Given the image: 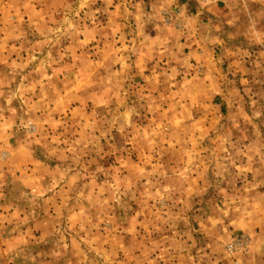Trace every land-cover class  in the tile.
I'll use <instances>...</instances> for the list:
<instances>
[{"label": "rangeland", "instance_id": "obj_1", "mask_svg": "<svg viewBox=\"0 0 264 264\" xmlns=\"http://www.w3.org/2000/svg\"><path fill=\"white\" fill-rule=\"evenodd\" d=\"M238 2L229 3V10L235 13L228 11L222 35L229 44L264 40V0ZM122 3L0 0V26H5L7 36H12L10 40L14 39V32L8 33L11 25H33L36 40L21 50L34 53L40 61L36 86L43 81L51 92H68L67 110L60 116L54 109L59 97L52 93L44 95L51 104L49 117L47 110L34 118L20 111L18 137L33 141L37 155L62 167L66 182L75 185L77 198L83 201L79 208L81 229L97 237L84 241V264H139L140 260L144 264H190L187 255L203 264L208 252L200 246L198 228L203 223L198 221L235 218L242 209L236 191L241 183L258 182L264 186V63L253 62L261 55L254 52L264 55L263 48L259 44L253 50L233 45L228 47V53L213 48L214 60L221 59L210 66L216 81L210 73L203 80H185L182 90L189 92L175 95L167 92L172 80H162L163 90L158 94L154 92L158 84L153 78L134 82L123 69L136 55L135 46H114L113 52L121 60L126 58V64L120 65L103 53L108 48L103 40L97 38L80 45L82 33L90 27L102 28L103 37L108 35L112 6ZM197 4L183 0L162 14V23L179 27L182 8ZM237 7L246 16L238 14ZM39 9H44L45 14ZM170 14L172 21L166 24L164 17ZM44 25L50 29L41 30ZM13 30L20 31L14 26ZM17 36L31 40L28 31ZM240 51L246 55L241 59ZM241 73L245 76L242 80L237 77ZM246 74L259 78H247ZM8 77L4 83L12 86L16 80L11 74ZM217 82L222 84L223 93L217 92ZM9 97L10 106L19 101L18 96ZM9 112H4L8 125L9 118L15 116L12 109ZM178 136H194L195 141L179 143ZM225 136L230 139L225 141ZM237 137L248 140L241 142ZM248 156L258 167L257 174L240 170ZM190 197L199 204L187 202ZM214 229L210 224V230ZM123 234L132 250L142 247L135 238H144L148 247L159 246L164 253L159 255L157 251L140 259L138 255L128 256L118 238ZM244 249L239 239L223 243L217 251L232 256ZM110 250L114 255L107 253Z\"/></svg>", "mask_w": 264, "mask_h": 264}, {"label": "crops", "instance_id": "obj_2", "mask_svg": "<svg viewBox=\"0 0 264 264\" xmlns=\"http://www.w3.org/2000/svg\"><path fill=\"white\" fill-rule=\"evenodd\" d=\"M105 1L115 3V0ZM121 1L122 4L112 6L113 10L109 17L111 24L108 23L107 27L110 30L109 34L103 37L105 30L90 27L82 33L83 38L79 39L80 45H87L97 38L103 40V44L106 42L108 47L103 53L120 65L121 62L125 63L126 58L121 60L120 55L113 52L114 46L117 44L135 46L136 55L129 64L125 63L123 69L134 82L145 77L153 78L158 84L154 92L158 94L163 90L162 80H172L173 83L167 92L175 95L189 92L188 89L182 90L185 80L190 81L195 78L203 80L205 75L210 73L211 79L216 81L218 78L212 75L210 66L216 65L221 59L214 60L213 48L228 53V47L233 45L239 48L240 45L242 48L251 47L253 50V47L259 44L264 52V40L229 44L226 36L222 35L226 29L224 23L230 16L228 11H232L231 14L235 13L233 9L229 10L232 4L198 3L187 9L182 8L178 17L179 27H172L164 25L161 16L171 8L181 5L183 0ZM235 2L238 1L230 3ZM235 9L238 14L245 15L240 8ZM32 11L38 13L35 9ZM38 11L45 14L44 9ZM13 26L20 31H14ZM11 27L12 31L8 33L14 32L13 40H10L12 36H7L5 26H0V264H84V241L97 237L93 233H83L81 229L83 221L79 208L83 206V201L77 198L75 185L66 182V174L62 167L53 166L38 156L32 146L33 141L18 137L20 130H16L20 122L19 117L22 115L20 111H26L27 116L34 118L40 111L47 110L49 117L51 104L49 97L45 98L44 95L49 96L51 93L58 95V104L54 109L57 116L65 114L68 92L66 89L51 92L43 81L40 82V86L37 84L39 87L36 86L34 80L41 66L40 61L34 53L31 54L29 51L23 53L21 50L36 40L33 38L35 37L33 25H11ZM48 29L50 26L47 25L41 28V30ZM22 31H28L31 40L27 36L18 37L17 34ZM119 32H122L123 36H119ZM107 36L110 40L105 39L108 38ZM240 52L239 59L246 56L243 54L244 51ZM254 53L261 54L254 57V64L264 63V55L261 52ZM9 74L16 80L12 86L4 83L9 79ZM46 74L48 76L47 71ZM199 75L203 78L201 79ZM246 75L247 78H259ZM237 77L241 80L245 78L244 73ZM177 78L180 80L175 82ZM216 85L217 92L223 93L220 89L222 84L217 82ZM71 92L73 91L69 93ZM9 96L14 98L18 96L19 101L10 106ZM10 109L15 112V116L9 118L10 125H8V121H5L8 117L4 112L8 113ZM11 125L15 128H9ZM194 138V136L177 137L179 143H189L195 141ZM229 139L230 137H224L225 141ZM236 140L246 142L248 138L237 137ZM250 160L251 157L248 156L245 163L242 161L240 170L252 175L257 174L258 167ZM236 191L239 192L237 199L242 209L235 218L226 220L218 217L209 222L198 221L203 223V225L199 224L201 228H198L202 240L200 246L203 247L204 252H208V258L203 264H264V186L258 182L246 185L242 182ZM192 199L190 197L187 202L195 203V199ZM211 201L212 199L210 204ZM191 206L195 207V205ZM207 218L209 219V217L205 219ZM192 221H197L195 216ZM210 224L215 226L214 230H210ZM228 230H231L229 234H227ZM190 234L191 232L189 236ZM118 238L122 239L123 251L128 256L138 255L140 259L143 255H151L153 252L158 251L159 255L164 253V249L159 246L148 247L144 238H135V241L142 246L137 251L126 244L128 239L124 234L119 235ZM239 239L245 246L243 252L228 256L220 250L217 251L223 243ZM107 253L114 255V250ZM170 255L178 256V253ZM187 256L191 258L190 264H201L195 263L194 256ZM144 263L142 260L139 262V264Z\"/></svg>", "mask_w": 264, "mask_h": 264}, {"label": "built area", "instance_id": "obj_3", "mask_svg": "<svg viewBox=\"0 0 264 264\" xmlns=\"http://www.w3.org/2000/svg\"><path fill=\"white\" fill-rule=\"evenodd\" d=\"M193 2L199 3V4H205V3H214V4H225L230 3L234 1H240V0H191ZM165 23L170 24L172 21L171 14L169 16L164 17Z\"/></svg>", "mask_w": 264, "mask_h": 264}]
</instances>
